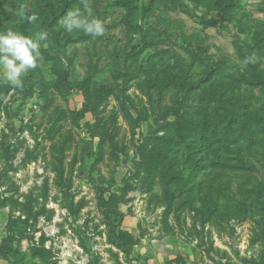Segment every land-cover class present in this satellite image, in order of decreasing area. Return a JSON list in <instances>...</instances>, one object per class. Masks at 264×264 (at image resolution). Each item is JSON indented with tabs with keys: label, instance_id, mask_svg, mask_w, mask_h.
Instances as JSON below:
<instances>
[{
	"label": "rangeland",
	"instance_id": "1",
	"mask_svg": "<svg viewBox=\"0 0 264 264\" xmlns=\"http://www.w3.org/2000/svg\"><path fill=\"white\" fill-rule=\"evenodd\" d=\"M9 29L48 37L21 87L0 80L4 243L42 264L262 262L264 0H0Z\"/></svg>",
	"mask_w": 264,
	"mask_h": 264
},
{
	"label": "clouds",
	"instance_id": "2",
	"mask_svg": "<svg viewBox=\"0 0 264 264\" xmlns=\"http://www.w3.org/2000/svg\"><path fill=\"white\" fill-rule=\"evenodd\" d=\"M20 15L25 16L24 10L21 9ZM76 12H70L62 21V26L71 32L73 28H82L86 33L92 36H103L105 27L99 20L82 23L77 19ZM29 22H35L37 15L34 13L26 17ZM48 37L46 32L36 34V38L21 35L11 29L7 32L0 33V80L8 84L21 87V78L29 70L36 69L39 61L42 59L40 52V41H45ZM45 47L47 45H44Z\"/></svg>",
	"mask_w": 264,
	"mask_h": 264
},
{
	"label": "crops",
	"instance_id": "3",
	"mask_svg": "<svg viewBox=\"0 0 264 264\" xmlns=\"http://www.w3.org/2000/svg\"><path fill=\"white\" fill-rule=\"evenodd\" d=\"M9 220V211L0 205V264H42L39 259L31 254L28 248L11 246L8 242H3ZM182 246V248L177 249L181 260L176 264H264V255L260 263L248 262L241 257L238 261L235 258V250L230 247L206 250L197 246ZM238 251L241 256L246 253L242 249Z\"/></svg>",
	"mask_w": 264,
	"mask_h": 264
},
{
	"label": "trees",
	"instance_id": "4",
	"mask_svg": "<svg viewBox=\"0 0 264 264\" xmlns=\"http://www.w3.org/2000/svg\"><path fill=\"white\" fill-rule=\"evenodd\" d=\"M10 224V223H9ZM9 224L7 225L9 227ZM15 224V223H14Z\"/></svg>",
	"mask_w": 264,
	"mask_h": 264
}]
</instances>
